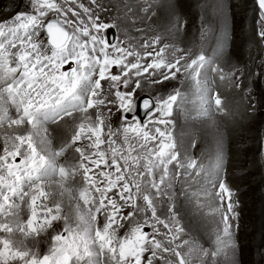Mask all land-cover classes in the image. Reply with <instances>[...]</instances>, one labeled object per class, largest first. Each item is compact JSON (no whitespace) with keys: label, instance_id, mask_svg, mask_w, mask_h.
Here are the masks:
<instances>
[{"label":"snow or ice","instance_id":"6c2138e0","mask_svg":"<svg viewBox=\"0 0 264 264\" xmlns=\"http://www.w3.org/2000/svg\"><path fill=\"white\" fill-rule=\"evenodd\" d=\"M233 5H199L220 18L209 54L160 36L138 46L119 40L121 12L106 22L113 6L105 0H0V264H242L223 138L204 163L170 119L186 103L205 118L223 112L212 74L224 79L216 61L233 38ZM160 6L144 0V18ZM247 11L249 38L264 47V0ZM185 23L177 17L174 27ZM213 31L203 17L206 44ZM236 80L240 88L242 76ZM171 81L181 85L166 96L140 94ZM51 126L71 135L56 143ZM205 184L223 209L207 246L177 207L181 197L207 194Z\"/></svg>","mask_w":264,"mask_h":264},{"label":"rangeland","instance_id":"374dc122","mask_svg":"<svg viewBox=\"0 0 264 264\" xmlns=\"http://www.w3.org/2000/svg\"><path fill=\"white\" fill-rule=\"evenodd\" d=\"M128 1L133 2V0H128ZM23 2L27 3L28 0H23ZM158 9L159 8H156V11H158ZM192 21L194 23L192 25V33H191L193 44L190 46L191 48L190 47L189 48L195 52L198 49L197 38H200L201 42L203 41L200 34L202 19L196 17L195 19L192 18ZM236 21L237 19H235L234 24ZM122 22H123L121 24L122 28H128L129 32H133L135 30V27L139 26L138 23L135 22L130 23L128 19H124ZM245 23L246 20L245 18L242 17L241 26H244ZM161 26H163V24L158 25L159 30L161 29ZM235 28L237 27L234 26L233 30H236ZM237 31H239V28H237ZM139 34L137 32V35L134 36L131 34L129 35L128 33V35L131 36L133 39L138 40L144 37L145 31L139 32ZM238 35L239 34H237L236 32L237 39H240ZM259 52H260L258 53L259 56L257 55L258 58L255 57L247 60H241L239 62L224 61V60L216 61V63L219 64L220 67L223 68V70H225L228 66L231 68L235 67L234 69L232 68V70L231 68H227V71L230 73L231 76L230 80L232 83L237 84L238 81L236 80V76H242L243 83L240 88L228 87L226 85L228 83L227 79L225 77L224 79H220L221 73L215 75V78L213 77V83L221 82L219 90L223 89V92H221L220 94L227 93L229 98L232 100V103L236 104V107L244 106L243 108L245 110L244 113L248 110L249 118L252 117L250 122L247 123L248 131L253 133L257 122L259 123L258 133L260 132L259 141L262 145L261 146L262 148L259 151L258 148L254 149V147L251 146L250 148H248L250 152H248L249 156H247L248 158H254L256 160V168H257L256 173L250 176L248 175L247 172H244L242 174L243 175L242 177H246V179L248 178L250 179L240 183L238 182L240 180L239 177L241 176H239L238 178L237 176L231 179L227 178V182L232 183L231 186L235 189L233 190L235 194H241L239 196L240 203L242 204L243 202L241 214L239 217V228L241 227L239 230V235H240L239 241L241 247H240V251L238 252V258L241 259L242 264H264V239H262V236H264V151H263L264 150V47H261ZM180 85H181V81L165 82L164 84L156 85L150 88L145 87L140 94L141 95L159 94L161 96H166L174 88L179 87ZM183 109L184 111H182ZM176 110L177 108H175L174 106L173 116L170 118L174 121V134L178 139L182 140V142L185 145H190L193 142L192 138L188 140V143H186V135H185L187 126H186V115L183 112H186V104H184L182 107L178 109V113H176ZM177 129H179V132L177 131ZM69 130L70 128H68L67 131L65 129H62L58 131L59 133L57 132L56 135L61 137L60 139L62 141L67 137V132H69ZM261 135H262V140H261ZM197 136L198 135L194 136L195 148H192V150L190 149V154L193 157L196 156V154L201 150L202 145L204 144L202 139H200L199 136L198 137ZM213 142L214 143H212L211 148H209V150L210 149L214 150L217 142L216 141ZM201 156L202 157H200L199 160H203V153H201ZM239 185L241 186L242 189L236 191V187H238ZM179 187L180 185L177 184L178 189ZM198 203L199 201L195 204V208L198 207ZM177 207L182 212L186 213L184 219H186V225L190 228L191 232H194L195 235L198 237V239L204 242L205 246H207V242L209 241V238L213 237V234L216 232L217 226L219 224L218 219L214 218L215 217L214 211L211 210L208 205L204 204V206L201 207V211H203L204 215L197 216L195 215V213H200V212L195 210V208H193L194 205L191 206V204L187 202L185 199H180L177 202ZM182 216L183 215H181V217ZM188 216L192 219V221L190 219H187L189 218ZM242 218H243V222H242ZM182 222L185 223L184 221ZM195 224L197 225L196 227H194ZM46 248H47L46 244L42 243L40 245L41 252L46 251Z\"/></svg>","mask_w":264,"mask_h":264},{"label":"bare ground","instance_id":"6f19581e","mask_svg":"<svg viewBox=\"0 0 264 264\" xmlns=\"http://www.w3.org/2000/svg\"><path fill=\"white\" fill-rule=\"evenodd\" d=\"M170 3L175 5L174 10L169 9L168 5ZM204 3L205 0H171L160 6L158 11H156V15L149 20L152 23H154L156 26L159 24L161 25L163 24V26H161L160 31L163 35H169L173 39V46H175V48L188 49L193 44L191 33H192V25L194 23L192 21V18L195 19L196 17H199L202 19L203 17H206L207 20L211 21L214 28L212 39L211 42L207 44L204 40L203 44L201 46H198V49L195 52H199L203 47L205 51H207L210 54L212 48L215 46L217 36L221 30V23L219 16L213 15L211 9L204 8L202 10V8L199 5ZM250 6H251V0H234L232 12L229 16L230 35L233 36V38L230 39V41L225 47L226 54L221 58H219L217 61L224 60V61L239 62L241 60L255 58L257 57V55L259 56L258 53H260L259 51L261 49V46L258 43H256L255 40L249 38L250 33L248 31V21L251 20L252 14L251 12L247 11V9ZM245 16L248 17V21H246L244 26H241L242 25L241 18L242 17L245 18ZM177 17L179 18L183 17L182 19H180V21L186 22L184 24L185 27L183 26L182 28L179 29V31H177L176 28L174 27ZM235 19H237V21L234 24ZM234 26L239 28V31H237V28H235L236 30H234L233 32ZM236 32L237 34H239L238 36L240 37V39H237ZM130 34L136 36L137 32H130L129 35ZM156 35L158 34H155L154 36ZM171 50L172 49H170L169 51ZM217 74L218 73H213L212 77L215 78V75ZM220 85L221 82L218 83L212 82L211 87L212 89L219 90ZM220 97L223 100V105H222L223 112H217L215 116H213V119L209 121L201 122V121L193 120L186 113V126H187L186 143H188V140H190L191 138L192 141H194V136L198 135L199 138L202 139V141L204 142L201 148V153H203L202 161L204 163H207L210 154L213 152L212 149L209 150V148H211L212 143H214L213 141L217 142L222 137L227 158L230 160V162L228 161V166H227V178L231 179L236 176L237 178L241 176L239 177L240 180L238 179L239 182L238 181L237 182L238 183L244 182L250 179V178L246 179V177H242L243 176L242 174L244 172H247L248 175L251 176L252 174H255L257 171L256 160L254 158H248L247 156H249L248 152H250L248 148H250L251 146L254 147V149L258 148L259 151L262 148L261 143L259 141L260 132L258 133L259 123L257 122L254 128L255 134L254 132L252 133L248 131L247 123L250 122V120L252 119V117L249 118L248 110L244 113L245 111L243 109L244 106L236 107V104L232 103V100L229 98L227 93L220 94ZM68 128L69 127L53 126V133L55 135L54 140H56L57 143L61 142L60 139L61 137L57 136L56 133L62 129H65L67 131ZM193 187L195 188V185ZM241 189L242 188L240 185L236 187V191H239ZM203 206L204 204L200 203L199 201L198 207L197 208L193 207L195 208V210L200 212V213H195V215L197 216L204 215L203 211H201V207Z\"/></svg>","mask_w":264,"mask_h":264}]
</instances>
